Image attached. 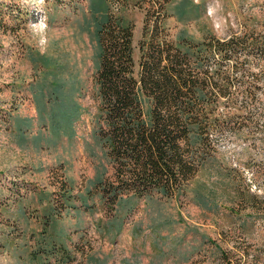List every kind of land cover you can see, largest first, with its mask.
I'll return each instance as SVG.
<instances>
[{"label": "rangeland", "instance_id": "374dc122", "mask_svg": "<svg viewBox=\"0 0 264 264\" xmlns=\"http://www.w3.org/2000/svg\"><path fill=\"white\" fill-rule=\"evenodd\" d=\"M106 16L132 28L135 62L154 16L178 38L264 34V0H0V201L12 191L34 219L0 223V264H23L52 238L62 264H264L262 111L245 131L224 134L180 196L130 202L131 211L102 199L96 174L105 171L107 185L115 178L94 134V31ZM249 60L258 73L264 51ZM60 104L82 110L71 127L42 117ZM49 212L55 225L40 226ZM6 238L17 247L4 248Z\"/></svg>", "mask_w": 264, "mask_h": 264}, {"label": "trees", "instance_id": "16d2710c", "mask_svg": "<svg viewBox=\"0 0 264 264\" xmlns=\"http://www.w3.org/2000/svg\"><path fill=\"white\" fill-rule=\"evenodd\" d=\"M94 34V134L115 175L107 185L106 172L96 174V184L112 206L123 203L131 211L135 199L180 196L213 159L224 134L245 131L254 111L264 112V65L254 73L260 63L249 60L264 51V34L178 38L164 17L154 16L144 22L138 62L129 25L106 16ZM63 104L57 114L40 109L45 119L57 116L58 129L71 127L82 111L78 104ZM261 169L257 174L264 176ZM260 190L264 214V184Z\"/></svg>", "mask_w": 264, "mask_h": 264}, {"label": "crops", "instance_id": "0c3cea01", "mask_svg": "<svg viewBox=\"0 0 264 264\" xmlns=\"http://www.w3.org/2000/svg\"><path fill=\"white\" fill-rule=\"evenodd\" d=\"M8 194L6 195L5 201H0V215L4 217L5 222H0L1 224L5 226H27L30 222V219L34 220L33 217L27 212L26 205L22 204L20 202V197L15 195L12 191H7ZM2 193V192H0ZM151 199V198H149ZM145 202V200H139ZM138 200H132L131 204L136 205L139 203ZM16 208L14 210H11L13 206ZM28 213V214H27ZM31 217V218H30ZM54 212H49V214L44 215L42 218H38L36 221L40 224V226H53L54 224ZM117 234H119L122 231L121 225L117 227L115 230ZM6 236H8L6 234ZM45 236V235H43ZM6 242L2 244L4 248H10L13 245H16L17 243L11 242V238L8 240L6 238ZM20 246V244H18ZM25 246L27 249L30 246H27L26 244H22L21 246ZM42 245V244H41ZM38 246V251L40 252L35 255L30 254L31 256L28 257L27 262H24L23 264H51L52 262H56L57 264H62V253H61V241H56L52 238L51 242H43L42 246ZM57 252V253H56ZM54 254V255H53ZM51 255V256H50Z\"/></svg>", "mask_w": 264, "mask_h": 264}]
</instances>
